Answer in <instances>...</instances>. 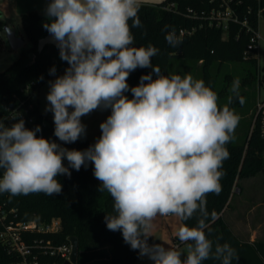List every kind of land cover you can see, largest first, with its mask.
I'll return each mask as SVG.
<instances>
[{
	"label": "clouds",
	"instance_id": "9594fccd",
	"mask_svg": "<svg viewBox=\"0 0 264 264\" xmlns=\"http://www.w3.org/2000/svg\"><path fill=\"white\" fill-rule=\"evenodd\" d=\"M140 7L141 0H47L43 27L68 65L59 76L55 66L49 70L56 78L46 95L45 111L53 114L61 143L37 136L41 127L27 128L19 112L10 126L0 119V193L53 196L62 192L58 176L70 178V169L91 163L98 191L113 200V214L104 218L107 229L120 231L141 258L153 264H233L236 250L228 243L213 249L204 219L195 226L185 222L205 211L208 194L221 192L223 163L230 158L226 145L240 117L220 106L203 80L161 74L152 64L159 49L134 46L131 28L140 26ZM166 40L173 47L180 42L174 32ZM138 68L152 72L130 87L128 78ZM230 90L239 98V80ZM98 109L110 115L95 143L84 150L64 147L86 136L81 118ZM169 215L181 221V250L148 243L155 218Z\"/></svg>",
	"mask_w": 264,
	"mask_h": 264
},
{
	"label": "trees",
	"instance_id": "16d2710c",
	"mask_svg": "<svg viewBox=\"0 0 264 264\" xmlns=\"http://www.w3.org/2000/svg\"><path fill=\"white\" fill-rule=\"evenodd\" d=\"M229 3L235 11V18L229 21L226 30L210 19L212 10L223 8L221 0H163L157 4L141 3L138 12L140 26L132 27L131 31L134 46L152 45L159 49L152 58V64L159 67L161 74L169 75L172 57L183 56L195 64L203 59L202 80L218 94L220 106L227 104L234 110L241 104L243 93L239 91L238 98L231 92L233 79L238 77L243 84L250 83L256 76L262 80L258 74V58L254 55L258 49H250L249 46L252 30L259 27V15L264 14V0H230ZM171 4L173 6L169 8ZM45 20L44 13L38 10L24 11L21 15L22 28L31 45L22 48L16 60L0 71V119L5 121L7 114L18 111L25 114L27 128L41 127L42 131L37 136L61 143L54 136L55 125L49 123L40 111L38 101L41 85L56 78L49 75V70L55 66L58 76L67 66L66 62L60 60L55 45L47 44L43 50L38 49L39 40L48 34L43 27ZM5 24L0 20V30ZM182 29L190 33L180 35ZM171 32L180 41L176 47L166 40V35ZM239 61H250L255 73L233 65V62ZM233 71L238 72L239 76H235ZM150 72L151 68H138L130 74L129 86H136L140 77ZM177 74L183 77L185 73L179 70ZM128 93L131 96V92ZM229 96L232 97L231 104H228ZM29 118H33V121L28 122ZM42 120L46 121V125L41 124ZM253 120L244 142H237L234 135V139L226 145L230 158L223 163L221 192L218 195L208 194L205 211L198 210L185 222L195 226L199 219H204L207 224L205 232L213 242V249L217 243H228L236 250L239 258L233 260V264H264V240L244 241L222 216L231 198L236 177L243 178L264 170V139L257 129L252 130ZM100 135L101 132L94 139L82 137L71 144L77 150H84L89 144H94ZM70 171V178L66 175L57 177L62 184V192L53 196L43 193L17 196L0 193V264H62L65 258L51 250L69 244V236L78 238V264H135L138 251L132 250L124 242L120 231L113 232L106 227L104 218L106 214H113V200L106 191H98L100 182L93 175V165L90 163L79 171ZM70 186L75 190L74 198L69 196ZM54 218L60 219V229L53 232L39 229V225L48 224ZM32 221L38 227L20 229L21 238L33 251L24 258L4 241L1 233L8 225L17 226ZM151 239L149 237L148 243ZM203 264L220 262L209 259Z\"/></svg>",
	"mask_w": 264,
	"mask_h": 264
},
{
	"label": "rangeland",
	"instance_id": "374dc122",
	"mask_svg": "<svg viewBox=\"0 0 264 264\" xmlns=\"http://www.w3.org/2000/svg\"><path fill=\"white\" fill-rule=\"evenodd\" d=\"M6 1L7 3L9 1L12 4L11 8L13 12L11 24H16L15 29L19 33V30L23 25L21 24V11L19 10V1L21 0H1L0 4ZM141 1L144 3L150 2L153 4H157L162 2L163 0ZM30 2L32 1L24 0V4H28ZM260 14L261 15H259V30L261 32L262 39L258 41L259 50L257 52V58L258 63L260 65L258 74L261 75L262 80L256 76L255 79L250 83L247 82L243 84L240 78L236 77L233 79V81L239 80V87H241L239 88V91L243 93V103H241L234 109L235 113L238 114L240 117L239 124L236 127L234 133L237 142H244L245 137H247L246 134L249 130L250 123L253 120L252 118H254L253 115L256 108V102L258 101V97L264 98V14ZM0 32L2 34L5 31L0 30ZM223 36L226 37V34L224 33ZM17 56L18 54H16L15 51L10 47L9 43L6 42V45L4 47H1L0 49V58H6L2 62L0 61V70H4L11 62L16 60ZM170 64L171 65H169V76L177 74V72L181 70L184 71V76L190 75L194 79L202 80L201 67L203 66V59H200L195 64L194 61L189 58L183 56H175L171 58ZM233 65L240 66L241 68H244L245 71L250 69L255 73V68L253 67V64L250 61L233 62ZM67 67L68 65L60 71L58 76L62 75ZM233 72L235 76H239L238 72ZM50 80L54 79H49L41 85L40 91L38 92V101L40 111L47 118L49 123L54 124L53 114L51 112L45 111V107L47 105L46 95L49 91L48 82ZM126 95L131 98L129 93H126ZM108 115H110V110L98 109L96 111H93L91 114L82 117V123L86 125V136L84 137L89 139L96 138L101 132L99 127L100 123L103 122ZM63 146L68 149H75L72 144H66ZM65 165L67 166L66 160ZM69 196L71 198L76 197L75 190L72 186L69 187ZM227 205L228 206H226L222 212V216L226 220L227 224L229 223V225L234 228L241 237L245 238L251 226H257L256 223L259 221L261 223L259 228L260 238L264 240V170L252 173L243 178H239L237 176L231 190V198ZM170 219L171 220H164L162 216H157L155 218V220L153 221V227L151 229V232H153L157 228L160 229V231L157 230L158 232L156 233V235L159 238L154 237L156 238L154 239V243H160L165 247H173L177 248V250H181L185 246L180 244V241L178 239L177 241L174 240L176 238V231L181 221L175 216H171ZM168 222L170 223V228H172L173 234V237L170 240H168L169 238L167 237V235L169 234L168 229H170L168 228ZM161 227H163L165 233L163 234L165 235L164 237H162V234H160ZM154 243L151 241L149 242V244ZM142 262H144L143 264H147L144 260H142Z\"/></svg>",
	"mask_w": 264,
	"mask_h": 264
},
{
	"label": "built area",
	"instance_id": "2783aa9c",
	"mask_svg": "<svg viewBox=\"0 0 264 264\" xmlns=\"http://www.w3.org/2000/svg\"><path fill=\"white\" fill-rule=\"evenodd\" d=\"M221 1H222L223 8L212 10L210 19H211V22L213 20V23H215L217 26L222 27L223 29L226 30L228 28L229 21L232 20V18H235V11L229 3L230 0H221ZM172 6L173 4H171L169 8H171ZM186 32L190 33V31H186L185 29H182L180 30V35H184ZM260 39H262V35L258 27L257 29L252 30L251 46H249V48L252 49L253 47H256V49H258V41ZM258 50L254 54L256 57H257ZM14 112H18V111L14 110L6 115L5 117L6 125L10 126L12 123L15 122L10 119V117L14 114ZM21 115L23 119L26 118L25 114L21 113ZM27 121L32 122L33 118H29ZM41 124L46 125V121L42 120ZM254 129H257L259 136L262 139H264V98L258 97V101L256 102V110H255L254 120L252 124V130ZM0 175H2V173H0ZM35 227H38V225L34 221L28 222V223H19L17 226L8 225L6 227V230L1 233V237L4 239L5 242L11 245L12 249L18 251L24 258H26L33 251H32V248L28 244H26V242L23 241V239L21 238L20 229L35 228ZM60 227H61V221L59 218L52 219V221L48 224L39 225V229L46 230V231H52V232L60 229ZM70 250H71V245L69 243V244H63L61 246L53 248L51 252L52 253L58 252L65 259H67L70 253Z\"/></svg>",
	"mask_w": 264,
	"mask_h": 264
},
{
	"label": "crops",
	"instance_id": "0c3cea01",
	"mask_svg": "<svg viewBox=\"0 0 264 264\" xmlns=\"http://www.w3.org/2000/svg\"><path fill=\"white\" fill-rule=\"evenodd\" d=\"M31 1L32 2H30L28 4H24V0L19 1V10L21 11V15H22V13H24V11L26 12L28 10H38V11L44 13L43 11H44V9L46 7L47 0H31ZM141 3H144V2L141 1ZM146 3H150V2H146ZM150 4H153V3H150ZM11 6H12V4L9 1H8V3L6 1V2L0 4V20H2L4 23H6L7 25H9L12 29H14L16 31V34L17 35L21 36L24 39V43H23V45L19 49H17V50H14L13 49L16 54H19V52L21 51V49L24 48V47L25 48L29 47V45H31V42L27 39V37H26V35H25L24 31H23L22 26H21V29L19 30V33H18L17 30L15 29V25L16 24H13V23L11 24V18H12V12H13ZM4 33L1 34V32H0V46L1 47H4L6 45V42H8V40H6V36H5ZM1 47H0V49H1ZM5 59L6 58H0V61L2 62ZM171 216L172 215H170V216H162V218L164 220L165 219L166 220H171L170 219ZM169 222H168V228H170V223ZM259 223L260 222L258 221L256 223L257 226H255V227H252L251 226V228L248 231V234H247V236H245V238L244 237H241L234 228H232V227L231 228L233 229V231L240 238L244 239V241L245 240L254 241V240H257V239L263 240V239L260 238L259 228H260L261 223L260 224ZM157 230L160 231V229L157 228L153 232H151V238H152L151 239V242H153V243H154V239L159 238L156 235V233L158 232ZM168 230H169V234L167 235V237L169 238L168 240H170L173 237L172 228H170ZM160 234H162V237L165 236V235H163V234H165L164 233V230H163V227H161ZM154 237H156V238H154ZM177 239L178 238L176 237L174 240L177 241ZM143 258H141L139 256L138 259L136 260L135 264H143L144 262H142V260H144L147 264H153V262L150 261L147 257H145L144 259Z\"/></svg>",
	"mask_w": 264,
	"mask_h": 264
},
{
	"label": "water",
	"instance_id": "95a60500",
	"mask_svg": "<svg viewBox=\"0 0 264 264\" xmlns=\"http://www.w3.org/2000/svg\"><path fill=\"white\" fill-rule=\"evenodd\" d=\"M2 30L5 31L6 40H8V43L12 49L17 50L23 45L24 39L21 36L17 35L16 31L12 29L9 25L5 24ZM8 32H10L9 35ZM47 44H53L56 46L53 38L49 33L39 40L38 49L40 51L43 50V48ZM90 145L92 144H89L87 148ZM68 240L71 245V250L68 255V258L65 259V261L62 264H78V254H80L78 238L76 236H69Z\"/></svg>",
	"mask_w": 264,
	"mask_h": 264
}]
</instances>
